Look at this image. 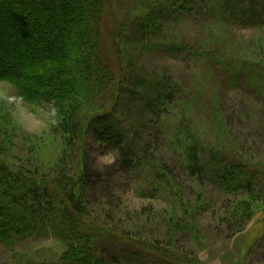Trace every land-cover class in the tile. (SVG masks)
Listing matches in <instances>:
<instances>
[{
	"label": "trees",
	"instance_id": "trees-1",
	"mask_svg": "<svg viewBox=\"0 0 264 264\" xmlns=\"http://www.w3.org/2000/svg\"><path fill=\"white\" fill-rule=\"evenodd\" d=\"M199 6L220 25L264 30V0H142L126 20L114 15L113 0H0V81L9 82L24 102L49 111L52 133L62 140L60 156L47 172L46 164L0 130V244L13 247L44 234L63 245L47 259L28 258L24 264H198L182 238L199 242L198 218L205 208L186 200L184 170L183 177L207 179L224 195L240 194L220 205L224 216L216 227L232 236L244 230L264 198V164L254 163L243 143L205 146L182 116L195 93L168 71L140 68L137 61L165 46L162 58L185 54L216 61L229 83L264 96L263 59L217 57L214 49L159 39L164 16L196 13ZM219 29L229 38L227 26ZM260 43L264 46V33ZM219 125L211 121V127ZM164 135L186 156L183 168L174 169L155 145ZM90 140L116 154L117 167L136 183L139 197L166 203L162 213L150 211L146 219L150 225L160 219L156 224L165 225L168 238H140L114 228L90 208V192L102 184L104 195L108 187L105 177L97 185L86 168Z\"/></svg>",
	"mask_w": 264,
	"mask_h": 264
},
{
	"label": "rangeland",
	"instance_id": "rangeland-1",
	"mask_svg": "<svg viewBox=\"0 0 264 264\" xmlns=\"http://www.w3.org/2000/svg\"><path fill=\"white\" fill-rule=\"evenodd\" d=\"M113 2L114 15L119 20H126L142 0ZM197 11H184L185 15L173 17L164 16L159 39L177 44H191L203 50L214 49L217 57L227 58L229 54H238L245 58L264 60V46L261 43L258 46L264 30L245 28L238 23L223 22L225 24L220 25L219 21L201 6ZM226 26L230 31L227 33L229 38L219 29H225ZM215 41L220 47L219 53L218 48L212 46ZM127 45L131 49L130 44ZM133 48L137 49L135 46ZM164 51L166 52L165 46L158 50L153 47L149 52L137 57V61L140 68L168 71L175 81L195 93L196 97L190 99V109L184 108L182 111V116H186L183 121L191 126L192 132L195 131L204 137L205 146L216 149L218 145L235 148L234 144L243 143L256 161L254 163L264 164V96H257L248 88H241L238 82L229 83L224 70L222 69V73L219 71L221 66L216 61L207 63L206 58L193 60L185 54H180L179 58H162L160 55H163ZM239 69L240 67L234 71ZM238 79L241 80L239 77ZM223 117L226 120L225 128L222 127ZM52 118L53 115L46 109L21 100L9 82L0 81V130L2 127L9 133L23 152L37 156L39 163L46 164L47 172L62 150L61 138L52 133ZM214 118L220 124L216 128L211 127ZM154 127L156 125H152V128ZM165 128L163 126L162 130ZM167 132L169 134V130ZM167 138V135H164L155 145L159 146L161 154L167 156L170 163L176 165L174 169L177 166L183 168L186 156L181 150L178 151L176 144L167 143ZM84 161L87 170L97 177V185L105 177L104 187L108 186L103 191L104 195L101 194L102 184L100 188L97 187L96 192L89 194L90 208L99 218L114 228L133 231L135 235L141 236L140 238H168L165 225L156 224L160 219L152 225L146 219L150 211H155L158 215L162 213L161 207L166 203L139 197L135 191L136 183H132L126 173L117 167L116 154L102 149L90 140ZM72 164L71 160V168ZM184 171L180 175V182L184 183V190H187L186 200L191 199L194 206L197 202L201 203V210L205 208L197 224L200 240L197 242L194 238L184 236V250L196 256L198 264H264V198L258 202L254 215L246 222L244 230L232 236L231 232L226 233L225 228L216 227L224 216L219 207L228 204L229 199L234 200L236 196H242L237 192L231 193L230 196L224 195L207 179L196 181L195 178L183 177ZM158 218L157 216L150 219ZM62 246L53 236L44 234L33 236L13 247L0 244V264H24L28 258L47 259L63 248Z\"/></svg>",
	"mask_w": 264,
	"mask_h": 264
}]
</instances>
